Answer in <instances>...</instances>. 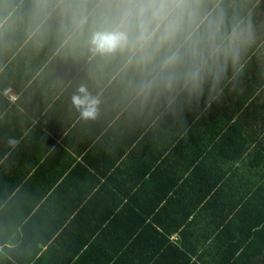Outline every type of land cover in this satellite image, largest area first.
I'll list each match as a JSON object with an SVG mask.
<instances>
[{
    "label": "crops",
    "instance_id": "1",
    "mask_svg": "<svg viewBox=\"0 0 264 264\" xmlns=\"http://www.w3.org/2000/svg\"><path fill=\"white\" fill-rule=\"evenodd\" d=\"M61 1L0 0V264H227L235 242L217 225H253L264 174L221 132L181 140L130 108L114 56L103 71L88 37L51 35ZM80 84L95 119L72 106Z\"/></svg>",
    "mask_w": 264,
    "mask_h": 264
},
{
    "label": "trees",
    "instance_id": "2",
    "mask_svg": "<svg viewBox=\"0 0 264 264\" xmlns=\"http://www.w3.org/2000/svg\"><path fill=\"white\" fill-rule=\"evenodd\" d=\"M60 8L54 17L39 16L52 23L48 27L53 29L51 35H66L69 31L71 37L76 36L84 43L90 32L105 22L106 9L101 0H62ZM74 12L87 16L83 28L74 24ZM28 16L33 24L41 21ZM200 19L199 49L196 54L185 51L182 63L174 70L171 87L167 86V74H161L157 67L158 59L148 66L129 65L125 55L117 54L114 70L121 67L115 75L120 78L124 75L135 86L130 91L133 102L130 108L136 107L137 111L150 108L152 116L159 115L160 121L174 126L172 131L193 136L181 140H200L201 133L211 132L213 141L214 134L223 133V152L227 156L232 153L231 158L235 155L245 158L259 168L262 176L264 0H203ZM96 56L104 71L107 56ZM196 68L200 69V77L194 83L188 74ZM149 81L150 90L142 91L140 85ZM230 219L217 225L221 234L230 236L226 241L235 242L226 252L227 264H254V260L264 264V197L260 198L253 225Z\"/></svg>",
    "mask_w": 264,
    "mask_h": 264
},
{
    "label": "clouds",
    "instance_id": "3",
    "mask_svg": "<svg viewBox=\"0 0 264 264\" xmlns=\"http://www.w3.org/2000/svg\"><path fill=\"white\" fill-rule=\"evenodd\" d=\"M105 9V22L94 28L87 39L94 55H125L131 65H152L157 61L161 74H167V86H172L174 70L182 63L185 51L196 54L201 42L199 28L203 0H101ZM43 6V0H38ZM77 28H83L87 16L73 14ZM219 22V21H218ZM198 82L200 69L189 74ZM142 91L150 90L151 81L140 85ZM99 96L93 95L86 84H80L71 96L72 106L83 119L98 115ZM11 148L19 141L9 138Z\"/></svg>",
    "mask_w": 264,
    "mask_h": 264
}]
</instances>
